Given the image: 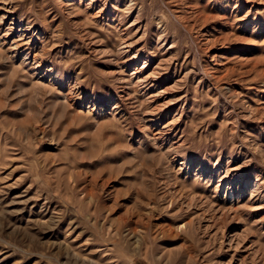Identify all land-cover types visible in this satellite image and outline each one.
Returning <instances> with one entry per match:
<instances>
[{
  "label": "rangeland",
  "instance_id": "374dc122",
  "mask_svg": "<svg viewBox=\"0 0 264 264\" xmlns=\"http://www.w3.org/2000/svg\"><path fill=\"white\" fill-rule=\"evenodd\" d=\"M0 264H264V0H0Z\"/></svg>",
  "mask_w": 264,
  "mask_h": 264
}]
</instances>
